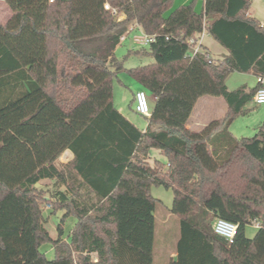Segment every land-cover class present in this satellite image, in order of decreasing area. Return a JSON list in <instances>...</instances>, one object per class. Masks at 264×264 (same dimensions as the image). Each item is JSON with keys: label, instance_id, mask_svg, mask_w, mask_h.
Instances as JSON below:
<instances>
[{"label": "trees", "instance_id": "1", "mask_svg": "<svg viewBox=\"0 0 264 264\" xmlns=\"http://www.w3.org/2000/svg\"><path fill=\"white\" fill-rule=\"evenodd\" d=\"M4 1L12 14L0 22V264H154L155 186L173 190L180 219L167 264H264V123L252 137L230 130L262 84L227 85L233 72L264 77V23L248 14L250 0H205L201 12L191 2L169 15L174 0ZM133 24L156 34L135 51L154 62L127 67L116 56ZM204 30L228 51L223 59L203 43L190 59V39ZM124 72L156 96L145 131L115 107ZM204 95L228 108L194 130ZM68 149L74 158L61 163ZM152 149L166 161L151 165ZM44 203L65 210L56 238ZM65 216L76 217L69 240ZM216 218L238 224L233 242L215 232Z\"/></svg>", "mask_w": 264, "mask_h": 264}, {"label": "rangeland", "instance_id": "2", "mask_svg": "<svg viewBox=\"0 0 264 264\" xmlns=\"http://www.w3.org/2000/svg\"><path fill=\"white\" fill-rule=\"evenodd\" d=\"M191 2H194V7L198 12H201L204 9L205 0H174L171 8L166 12V15H169L177 7ZM249 12L261 23H264V0H250L248 11V14L250 15ZM10 15L11 10L9 6L4 0H0V22L5 23L9 19ZM204 40L205 44L211 48L210 53L212 57H221V55L219 54V50H224V47L209 33H207V31L205 32ZM143 50H149V46H142L134 43L132 35H129L125 40H121V43L115 50V54L119 59L125 60V65L127 67H135L138 65H145L154 62V57L151 55L135 53V51ZM123 77L125 78V75H123ZM244 84L248 85L249 87L255 86L256 79L254 74L233 72L227 79V85L231 90L237 89ZM138 86L139 85L136 83H126L125 85L115 83L114 88L116 105H120L127 115L138 114L135 113L130 106L133 99V91ZM147 98L149 107L151 110H153L156 102L154 94L147 92ZM207 101L208 104L205 108L204 114L201 117L202 119H206V121L210 122L211 120L221 118L226 114L228 106L222 96L204 95L201 97V101L198 107L202 104H205ZM134 105L135 104L133 102V109ZM246 108L249 109L248 113L244 115H238L233 120L230 126V130L232 131V133L239 138L254 136L258 132L260 125L264 123V104H256L252 100L246 105ZM195 114L193 115V118L191 120L195 118ZM138 118L144 119V117H141L140 115L138 116ZM62 158L63 160H66V154L62 155ZM156 159L166 161V158L161 155L157 149H152L151 157L149 159L151 165H154ZM45 182L52 187V182L48 180ZM152 192L153 195L160 201L156 213L157 220L155 253H158L161 249L162 251H164L163 255L167 257L170 254L171 250L176 246V243L180 237V219L177 215L171 212L174 198L173 190L167 189L163 186H155L152 188ZM43 209L45 216L48 218L46 226L51 235L53 237H57V227L61 223V220L65 214V210L59 209L56 212H52V206L45 203L43 204ZM75 223V216H65L63 221V230L65 236H68ZM256 224H258V222L249 224L247 226L246 233L249 237H253L255 235L257 231ZM40 250L49 259H53L55 257V250L53 249V245L51 242L42 243L40 246Z\"/></svg>", "mask_w": 264, "mask_h": 264}, {"label": "built area", "instance_id": "3", "mask_svg": "<svg viewBox=\"0 0 264 264\" xmlns=\"http://www.w3.org/2000/svg\"><path fill=\"white\" fill-rule=\"evenodd\" d=\"M50 1L53 2L54 0ZM104 6L106 9L112 10L114 14H117L119 19L125 17L123 13L119 14L116 8H112L108 2H106ZM205 32L206 30L190 39V42L193 44L192 51L189 55L190 59H192L196 53L201 51ZM129 35H132L134 43L142 46L150 45L156 40V34L145 32L139 24H133L127 34H124L121 37V40H125ZM258 82H261L262 86L256 91L252 100L256 104H264V77H258ZM134 100L136 112L143 116L150 117L152 110L149 107L147 91L144 88L138 89L135 93ZM256 226L258 227L259 224H256ZM213 228L216 233L225 237L229 242H233L237 234L238 224L224 218H216L213 222ZM91 258L93 261H98L97 253L92 252Z\"/></svg>", "mask_w": 264, "mask_h": 264}, {"label": "crops", "instance_id": "4", "mask_svg": "<svg viewBox=\"0 0 264 264\" xmlns=\"http://www.w3.org/2000/svg\"><path fill=\"white\" fill-rule=\"evenodd\" d=\"M11 10V9H10ZM250 13V12H249ZM11 14H12V12H11ZM250 15H252L251 13H250ZM11 16V15H10ZM10 18V17H9ZM205 40L203 39V45H205L206 47H207V49L210 51L211 50V48L210 47H208L206 44H205V42H204ZM227 53H228V51L224 48V50L223 49H221V50H219V54L221 55V57H219V58H214V59H217V60H221V59H223L226 55H227ZM123 75H125V78L123 77ZM255 76V79H256V83L258 82V77L256 76V75H254ZM129 77V78H128ZM119 78H120V80L122 81V83H119V82H117V81H115V83H119V84H123V85H125L126 83H128V84H134V83H136V84H138L139 86L133 91V99H132V101H131V103L133 104V102H134V104H135V100H134V96H135V93H136V91L138 90V89H140V88H142V86L134 79V78H132L130 75H128L127 73H121V74H119ZM127 79V80H126ZM114 86H115V84H114ZM150 93V92H149ZM152 94V93H151ZM155 96V95H154ZM155 98H156V96H155ZM200 101H201V97L199 98V100L197 101V103H196V105H195V107H194V109H193V112H192V114H191V116H190V119H189V122H188V127H190L191 129H194V130H200V129H202L204 126H206L208 123H209V121H206V119H202L201 117H202V115L204 114V112H205V108H206V106H207V104H208V101L205 103V104H202L201 106H199L198 107V105H199V103H200ZM114 104H115V107L121 112V113H123L130 121H132L139 129H141L142 131H145L146 130V128H147V126H148V123H149V117H146V116H143V115H141V114H136V115H127L124 111H123V109H122V107L119 105V106H117L116 105V102H115V88H114ZM131 106V109L135 112V113H137L136 112V110H135V105H134V109H133V107H132V105H130ZM198 107V108H197ZM196 113V114H195ZM195 114V118L193 119V120H191L192 118H193V115ZM140 115L141 117H144V119H142V118H138V116ZM197 127V128H196ZM158 150V149H157ZM159 151V153H160V150H158ZM64 154H66V156H67V158H66V160H63V158H62V155H64ZM161 154V153H160ZM61 155V157L59 158V161H62L61 163H67V162H69V161H71L73 158H74V153L71 151V150H66L63 154ZM162 155V154H161ZM153 188V187H152ZM152 188H151V192H152ZM62 189H67V187L66 186H63L62 187ZM76 192H78V193H83L84 192V189H81L80 187H78L77 189H76ZM152 194H153V192H152ZM154 196V195H153ZM155 197V196H154ZM156 198V197H155ZM158 209V208H157ZM156 213H157V211H156ZM167 216V215H166ZM165 216V217H166ZM157 217V216H156ZM157 220V219H156ZM166 220V219H165ZM58 228V227H57ZM256 228H257V226H256ZM72 231V230H71ZM70 234V233H69ZM68 234V235H69ZM54 238H56V237H54ZM180 238V237H179ZM64 239L65 240H69V237L68 236H65L64 235ZM179 240V239H178ZM178 242V241H177ZM176 246H177V243H176ZM176 246L171 250V252H170V254L167 256V257H165L164 255H163V253H164V251H162L161 249H160V251L158 252V253H155V247H156V229H155V247H154V264H167L169 261H170V259L171 258H175L176 256H177V252H176Z\"/></svg>", "mask_w": 264, "mask_h": 264}]
</instances>
